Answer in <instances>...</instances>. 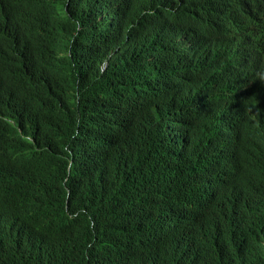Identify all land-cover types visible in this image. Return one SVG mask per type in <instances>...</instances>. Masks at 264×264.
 <instances>
[{
	"label": "trees",
	"instance_id": "16d2710c",
	"mask_svg": "<svg viewBox=\"0 0 264 264\" xmlns=\"http://www.w3.org/2000/svg\"><path fill=\"white\" fill-rule=\"evenodd\" d=\"M0 264H264V0H0Z\"/></svg>",
	"mask_w": 264,
	"mask_h": 264
}]
</instances>
